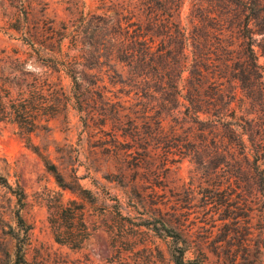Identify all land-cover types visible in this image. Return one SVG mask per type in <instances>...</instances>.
I'll use <instances>...</instances> for the list:
<instances>
[{
	"label": "rangeland",
	"instance_id": "rangeland-1",
	"mask_svg": "<svg viewBox=\"0 0 264 264\" xmlns=\"http://www.w3.org/2000/svg\"><path fill=\"white\" fill-rule=\"evenodd\" d=\"M102 2L0 0V104L33 97L37 111L32 129L11 114L0 116V175L25 190L21 213L31 224L21 264H174L175 236L161 234L164 224L182 234L188 258L264 264V160L257 162L254 151H244L226 128L233 121L246 138L264 136V86L255 85L257 77H241L224 65L201 86L184 72V95L198 88L211 94L207 81L216 79L230 94L231 103L219 101L224 113L215 128L209 120L219 118L218 109L205 101L209 112L199 118L188 117L186 100L178 107L180 115L164 113L160 120L156 111L164 90L152 87L161 91L137 95L114 61L94 64L87 55L80 58L81 85L74 87L66 73L38 60L27 39L30 34L39 40L59 38L52 31L63 24L83 29L92 15L107 9ZM168 3L184 25L196 26L198 50L214 51L220 0ZM63 49L79 53L69 39ZM36 81L42 89L34 93ZM118 111L131 116L115 118ZM51 163L68 186L58 182ZM69 199L83 203L91 232L80 247L57 241L50 220ZM18 207L16 194L0 184V264L16 257Z\"/></svg>",
	"mask_w": 264,
	"mask_h": 264
},
{
	"label": "trees",
	"instance_id": "trees-1",
	"mask_svg": "<svg viewBox=\"0 0 264 264\" xmlns=\"http://www.w3.org/2000/svg\"><path fill=\"white\" fill-rule=\"evenodd\" d=\"M102 1L107 5V9L100 15H92V19L88 20L83 29L70 30L69 26L63 24L60 29L52 31V34L59 33V38L39 40L40 38L30 34L27 39L30 46L38 51V60L59 73H66L74 87L79 89L81 85L82 71L76 68L81 65L80 58L87 55L86 60H93L94 64H98L101 59H104L106 65L114 61L115 70L122 77L126 74L125 84L133 87L137 95L141 92L144 96H155V91L164 90L166 96L162 98L160 108L156 111L160 120L164 119V113L173 112L180 115L181 109L178 107L186 100L191 107L187 112L188 117L197 114L199 118L202 112H209L203 106L202 102L205 101L218 109L219 118L209 120L215 128L218 120L223 119L224 112L219 109L220 106L231 103L230 94L225 92L222 82L216 79L207 81L212 89L211 94L203 93L198 88V92L195 90V93L184 95L180 87L184 72L190 71L191 77L201 86L209 74H219L224 65L238 70L241 77L247 73L257 77L255 85L264 86V64L260 62V56H264V0H220L218 24L215 29L217 46L210 53L198 50L196 26L190 29L184 25L178 15L176 16L175 9L170 7L168 0ZM66 39L70 40V46L78 47V54L71 55L63 49ZM235 40L237 41L234 42ZM235 43L240 49L235 47ZM85 67L89 66L86 64ZM118 68L121 70L118 71ZM234 77L242 79L237 74ZM150 81L153 86L146 87ZM38 82L33 86L34 93L42 89ZM147 88L152 92L146 91ZM77 101H82L80 95ZM35 104L33 97H24L20 103L14 100L8 107L0 104V116L11 114L15 120L32 129L37 115ZM124 115L131 116L130 112L118 111L115 118ZM145 116L148 114L145 113ZM226 128L235 139L237 138L244 151H254L252 154L256 155L257 162L264 160V136L257 137L249 133L246 138L241 127L233 121L229 122ZM50 166L56 171L53 163ZM56 172L58 182L62 186H68L61 173ZM260 182L264 185V172L260 176ZM0 184L9 187L16 194L20 204L16 212L18 230L14 233L16 257L10 264H21L26 261L25 246L31 228V224L21 213L25 204V190L22 187H13L4 175H0ZM83 208L82 202L69 199L50 216L57 241L80 247L88 239L91 232L84 220ZM163 226L165 232H157L175 236L176 244L170 248L174 264H205L201 258L186 257L188 247L182 234L174 231L171 226ZM155 229L159 230L158 227Z\"/></svg>",
	"mask_w": 264,
	"mask_h": 264
}]
</instances>
